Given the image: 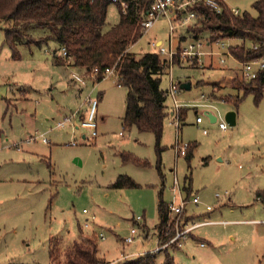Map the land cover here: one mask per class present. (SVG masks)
<instances>
[{
    "label": "rangeland",
    "instance_id": "obj_1",
    "mask_svg": "<svg viewBox=\"0 0 264 264\" xmlns=\"http://www.w3.org/2000/svg\"><path fill=\"white\" fill-rule=\"evenodd\" d=\"M224 1L240 12L258 14L257 0ZM123 10L120 2L108 5L104 30L120 21ZM12 24L0 20V264H51L54 246L65 261V251L77 238H96L99 254L109 264L124 261L116 259L124 252L154 250L160 243L156 227L160 191L167 202H180L188 190L182 227L175 225L176 232L193 221L215 222L198 226L158 251V263L164 262L168 249L178 264H264V204L256 198V192L264 190V90L257 99L255 93L239 87L253 84L239 62L231 55L222 62L216 54H203L192 63L184 58L171 65L166 62L162 87L169 88L172 79L190 82L191 87L179 86L177 97L184 103L180 112H185L179 127L169 94L168 115L158 141L152 131L124 126L127 88L117 81L114 68L95 81L84 68L58 65L54 54L60 49L54 39L23 44L20 58H14L5 42V29ZM200 27L197 21L177 28L173 45L193 41L189 30L199 33ZM22 29L33 38L49 34L46 27ZM199 37L212 38L204 50L222 48L210 31ZM170 39V23L162 15L130 50L138 57L160 52L154 42L161 40L169 48ZM224 41L233 46L241 42L238 38ZM160 56L168 58L165 53ZM73 71L86 75V82H75ZM236 96L240 97L237 106ZM89 97L99 100L96 135L82 125ZM206 110L219 112L228 128L211 121ZM228 110L237 112L234 125L225 118ZM78 111L72 123L57 125ZM198 114L202 122H197ZM177 139L188 142L190 150L195 146L190 160L176 154ZM123 153L149 165L125 162ZM121 175L138 185L113 187ZM194 195H199V203L192 201ZM137 215L143 217L139 239L127 243L124 238ZM175 217L170 215L169 225Z\"/></svg>",
    "mask_w": 264,
    "mask_h": 264
},
{
    "label": "trees",
    "instance_id": "obj_2",
    "mask_svg": "<svg viewBox=\"0 0 264 264\" xmlns=\"http://www.w3.org/2000/svg\"><path fill=\"white\" fill-rule=\"evenodd\" d=\"M114 0H0V20L13 21L5 29V42L11 47L14 58H20L19 46L23 44L57 41L59 49L55 50V62L58 65L68 64L84 68L89 73L97 67L95 81H100L107 75V70L114 68L117 81L127 88V106L124 116V126H136L142 131H152L158 141L162 136L164 120L168 115L167 99L169 88L162 87V74L165 71L166 59L160 52L148 51L141 56L135 55L130 46L143 34L142 15L150 5L151 0H129L127 12H121V19L110 28L104 30L108 5ZM221 10L217 11L206 3L196 6L201 15L198 22L202 27L199 33L191 31L195 37L203 31H210L214 40L220 38H238L241 42L231 46V52L238 60L245 61L257 58L264 53V0L254 3L258 14L248 11L235 13L224 0ZM38 26L49 29V34L33 38L25 33L22 27ZM185 37V36H184ZM212 41V38L210 39ZM250 40L251 44L247 43ZM65 47L68 56L60 54ZM176 55L174 62H179ZM252 86H239L245 93L253 92L259 99L264 90V69L250 80ZM232 98V97H230ZM229 98V100H230ZM240 97L234 98L235 106ZM184 115L185 112L180 113ZM188 146L186 157L190 160L193 148ZM125 162L133 161L149 165L131 153H123ZM138 185L130 176L121 175L112 186L122 188ZM189 190L186 199L189 198ZM256 198L264 202V190L256 192ZM158 209L160 222L157 232L160 241L166 242L175 235V223L170 221L169 202L159 193ZM167 250L164 262L158 263L157 252H146L136 257L126 258L116 264H178L174 256ZM66 260H60L57 247L51 249V264H109L99 254L96 238H77L73 245L65 251Z\"/></svg>",
    "mask_w": 264,
    "mask_h": 264
},
{
    "label": "built area",
    "instance_id": "obj_3",
    "mask_svg": "<svg viewBox=\"0 0 264 264\" xmlns=\"http://www.w3.org/2000/svg\"><path fill=\"white\" fill-rule=\"evenodd\" d=\"M117 2H120L123 7H124V12H127V8L129 6V0H114ZM200 3H206L210 6H212L214 9L217 11H220L222 6H221V1L220 0H151L149 7L145 11V15L141 20V25H142V31L143 33L147 32L148 29H150L154 23L158 20V18L162 15L166 16L169 23H170V30H171V45L169 48H167L165 45H163L162 41L161 42H154V45L158 47V50L161 53H165L168 55V58L166 60L167 63H174V58L176 55H180L181 59L184 58L188 60L190 63H192L194 60H201V55L203 54H208V55H221V61L225 62V55H231L237 62L241 64V71L245 77L249 78H255L258 73L264 69V53L253 59L241 61L238 60L235 56H233L231 52V46L233 44H227L225 38H220L217 39L216 42H219L221 44V49H216V50H204L203 47L205 45H211L212 41L211 40H203L200 37H195L193 41H189L187 44H182L180 43L178 46H174L172 43L173 40V35L174 32L177 28L181 27H189V25L193 22H197L201 15L198 12V9L196 6ZM233 11L235 13H239L240 10L238 8H233ZM229 39V38H228ZM60 54L63 56H68V51L65 47H63L60 51ZM98 68L95 67L93 70L87 74L91 76H95L97 73ZM86 73V72H85ZM107 75L109 73H113V69H108L107 70ZM72 79H74L75 82H81L84 84L87 80L86 75L79 71H73V76ZM180 84L177 82H174L173 79L171 80V84L169 87V94L172 96L173 101H174V108L172 113L176 115V120L174 123L179 127L180 126V109L184 105L183 102L180 101V99L177 97V93L179 90ZM89 103H90V108L88 110L87 118L82 121V125L85 127H88L90 129H93V135L97 134L96 127L97 123L95 122V113H96V108L99 103V100L97 98H88ZM201 104V103H200ZM201 105L207 106L211 105L209 103H202ZM78 112H74L72 115H67L65 119L61 122H59L57 125L60 126H65L69 122H73V118L77 115ZM215 113V112H214ZM216 114V113H215ZM217 115V120L219 122V126L222 129H227L228 124L227 122L223 119L222 115L218 112ZM197 122H202L203 117L202 115H197L196 118ZM204 131L206 132L207 129L204 128ZM32 140V139H30ZM43 141H47L46 137H43ZM189 143H181L179 139H177L175 148H176V154L178 156L180 155H185L188 149ZM175 184H177V178H175ZM217 195H220V193H217ZM193 202L199 203L200 198L198 195L194 196L192 199ZM186 199L183 198L180 200V202H175V201H170L169 202V209H170V215L175 214V219L173 222L175 223L176 227H182V214H184L185 207H186ZM207 208L210 209L211 206L207 205ZM133 218V224L131 225L130 232L129 234L124 238V241L127 243L134 242L139 239L137 236L138 229L142 225L143 217L141 215H137L132 217ZM206 222H209V220L205 221H193L191 224H186L184 228L177 229V232L175 233L174 236H172L168 241L166 242H161L159 245L154 249L150 250V252H158L160 250H163L164 248L170 246L171 244L179 241L181 238H184L188 236V234L195 228H197L200 225L205 224ZM170 223V221H169ZM100 236L102 238L105 237L104 233L101 232ZM160 239V237H158ZM148 252V251H146ZM146 252H142L141 254H144ZM139 253H134V254H123L120 258L117 260L121 259H126V258H133L138 255H141Z\"/></svg>",
    "mask_w": 264,
    "mask_h": 264
},
{
    "label": "water",
    "instance_id": "obj_4",
    "mask_svg": "<svg viewBox=\"0 0 264 264\" xmlns=\"http://www.w3.org/2000/svg\"><path fill=\"white\" fill-rule=\"evenodd\" d=\"M180 87L190 88L191 83L190 82H180ZM206 113L209 115L211 121L217 120V115L213 111L206 110ZM236 115H237V112L235 110H228L225 114V118L229 122V124L234 125L236 124Z\"/></svg>",
    "mask_w": 264,
    "mask_h": 264
},
{
    "label": "crops",
    "instance_id": "obj_5",
    "mask_svg": "<svg viewBox=\"0 0 264 264\" xmlns=\"http://www.w3.org/2000/svg\"><path fill=\"white\" fill-rule=\"evenodd\" d=\"M159 42H161V40H159L158 43H159ZM234 60H235V59H234ZM235 61H236V60H235ZM62 66H64V67H70V68H73V67H74V66H72V65H68V64H63ZM197 111H198V110H197ZM194 196H196V195H194ZM198 196H199V195H198ZM217 196L219 197L220 195H217ZM258 200H260V199H258ZM263 204H264V202H263ZM210 209H211V208H210ZM192 215H194V214H192ZM187 216H188V217H191V215H188V214H187ZM194 216H195V215H194ZM191 218H193V217H191ZM205 220H207V219H204V220H201V221H205ZM263 221H264V219H263ZM212 222H215V221L209 219V222H206L205 224H207V223H212ZM132 223H133V218H132ZM143 252H146V251H143ZM137 253H138V252H137ZM141 253H142V252H140L139 254H141ZM124 254H134V253H125V252H124ZM118 258H120V257H118ZM118 258H116V259H118ZM116 259H114V260H116ZM114 260H113V261H114Z\"/></svg>",
    "mask_w": 264,
    "mask_h": 264
}]
</instances>
